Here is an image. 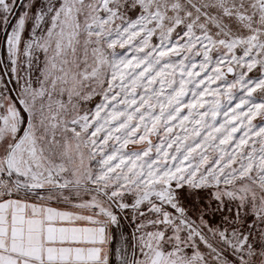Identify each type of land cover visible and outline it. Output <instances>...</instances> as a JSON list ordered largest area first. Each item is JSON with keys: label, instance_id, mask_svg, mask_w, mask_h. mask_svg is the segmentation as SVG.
<instances>
[{"label": "snow or ice", "instance_id": "6c2138e0", "mask_svg": "<svg viewBox=\"0 0 264 264\" xmlns=\"http://www.w3.org/2000/svg\"><path fill=\"white\" fill-rule=\"evenodd\" d=\"M0 264H264V0H0Z\"/></svg>", "mask_w": 264, "mask_h": 264}]
</instances>
